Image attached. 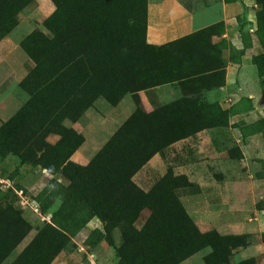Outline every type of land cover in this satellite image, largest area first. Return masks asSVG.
<instances>
[{"label":"crops","instance_id":"obj_1","mask_svg":"<svg viewBox=\"0 0 264 264\" xmlns=\"http://www.w3.org/2000/svg\"><path fill=\"white\" fill-rule=\"evenodd\" d=\"M11 1V13L8 17L0 16L1 120L12 117L25 103L26 95L21 102L11 89H19V83L34 66L58 47L69 46L71 51L81 47L80 43L69 42L63 37L84 36L89 42L83 48L91 50L102 41L106 49L113 37L136 35V30H141L143 43L149 46L184 42L193 34L204 33L211 44L222 45L221 54L210 72L212 84L207 89L184 94L173 87L169 89L170 97L165 99L162 88L168 86L166 84L137 91L135 96L124 95L114 106L99 99L87 104L76 96L68 98L59 108L62 125L82 137L81 144L68 160L79 166L87 165L116 131L114 123L118 124V121L113 117V109L132 113L138 107L148 114L179 100L213 106L226 115L232 113L233 123L203 128L192 136L176 140L153 154L141 168L161 166V157L167 148L171 149V157L177 158L178 165V150L191 148V144L194 146L191 140L196 138L204 145H211L213 154L206 155L210 161L225 158L227 150L224 146L229 142L232 146L235 144L234 158L240 162L257 163L258 159L264 158L261 129L264 124V72L259 70L256 60L262 65L264 61L259 59L263 49L255 17L259 6L254 0ZM241 24H245V28H241ZM99 102L101 110L96 107ZM204 113H211V109ZM243 129H247V133H243ZM230 131L234 132L232 141L226 142L223 133ZM57 139L58 136L49 135L46 142L53 144ZM172 176H183L188 180L187 175L172 173ZM259 180L252 182L254 187H258ZM186 187L177 188L175 194ZM17 217L26 224L25 232L26 227L16 221ZM42 222L50 224L48 216L39 215L22 202L0 201V264H79L75 260L79 249L75 247L87 237L90 220L46 263L43 254L30 245L38 232L35 227Z\"/></svg>","mask_w":264,"mask_h":264},{"label":"trees","instance_id":"obj_2","mask_svg":"<svg viewBox=\"0 0 264 264\" xmlns=\"http://www.w3.org/2000/svg\"><path fill=\"white\" fill-rule=\"evenodd\" d=\"M254 1L259 6L255 17L257 35L260 37L264 1ZM2 2L9 5L8 14L2 13L0 16L8 17L12 1ZM136 32V35L127 37H113L111 42L108 41L106 49L103 47L104 41L99 42L94 49L87 50L83 48L86 42H89L86 37H63L69 42L80 43L81 47L78 51H71L69 46H65L67 49L58 47L34 66L19 83L18 87L27 99L4 126L17 122L22 137L28 141L22 146L7 145L1 137L0 155H14L23 162L24 157L19 153L20 149L34 147L41 139V146L36 149L39 156L35 165L48 174H60L70 181L69 197L72 202L82 209H87L90 218L96 217L103 224L105 238L111 229L124 228L122 225L129 226L141 210L149 212L141 229L128 237L127 241L126 236L124 237L127 262L123 259L125 250L120 259L127 264H178L188 255L206 246L210 249L209 254L216 253L211 240L208 236L201 235L198 238L201 237L202 241L197 244L191 239L193 227L181 206L176 203V207H165L162 200L154 196L150 198V193L136 188L131 183V177L153 154L172 142L192 136L203 128L226 124V113L215 110L213 106L202 105L200 102L189 104L184 100L168 103L148 114L135 107L85 166L68 160L71 153L81 144L82 137L62 125L63 117L59 113V108L71 96H76L87 104L101 98L114 106L124 95H134L137 91L161 85L176 83L184 94L211 86L210 72L215 66L216 58L214 63L202 72H189L188 67L184 68L179 64L178 68L188 70L181 72L182 69H176L174 73L171 68L165 67L164 54L158 52L175 45L181 46L180 43L185 41L149 46L143 43L141 30ZM196 35L205 36L204 33L193 34L186 40L187 43ZM207 40L209 41L208 38ZM259 41L263 46V41ZM148 50L154 54L150 56ZM259 59L264 61V49ZM256 61L259 70L264 72V63L262 65L258 59ZM203 76L206 79L204 85L200 84L202 86L192 90L181 89L182 84L192 86L197 78ZM137 103L135 98V104ZM208 109H211V113H204ZM49 135H56L58 139L49 144L46 142ZM73 139L76 141L73 142ZM170 179L178 183L173 188L172 198L177 188L186 187L188 183L183 176L171 175ZM109 203L114 207L112 210L105 209ZM103 208L104 212H100ZM15 219L26 227L25 232L26 224L18 217ZM72 235L48 224L38 230L30 245L43 254L46 263L61 250ZM174 244L186 245L177 250ZM222 255L228 254L224 252Z\"/></svg>","mask_w":264,"mask_h":264},{"label":"rangeland","instance_id":"obj_3","mask_svg":"<svg viewBox=\"0 0 264 264\" xmlns=\"http://www.w3.org/2000/svg\"><path fill=\"white\" fill-rule=\"evenodd\" d=\"M5 4L6 2L3 3L1 0L0 10L5 11H1L0 14H8L9 5ZM261 22L258 38L263 41L264 49V17ZM244 26L245 24H241L240 27L245 28ZM187 42L158 52L164 54L165 67L171 68L174 73L176 69H182L181 72L188 69L189 72H202L221 54L222 45L211 44L203 35L193 36L192 40ZM148 54L152 56L154 53L148 50ZM179 64L188 69L178 68ZM204 77L197 78L192 86L182 84L181 89L192 90L204 85L206 82ZM173 87L179 89L177 84L172 83L162 88L165 99L170 97L169 89ZM11 91L24 102L26 97L23 92L16 87ZM100 103L96 104L97 110L102 108ZM112 114L118 121V124L114 123L116 130L131 113L117 108L113 109ZM227 115L226 123H233L232 113ZM11 118L0 119V138L2 137L3 143L7 145H25L27 137L25 141L17 122L4 126ZM247 129H243V133H247ZM261 129L264 135V124L261 125ZM233 133V131L223 133L226 142L232 141ZM75 141L76 139H73V142ZM191 141L194 146L191 144V148L183 147L178 150L180 151L178 165L177 158H172L171 149L167 148L161 157V166H146L131 177V183L136 188L144 193H150V198L154 196L162 200L165 207H176V203L181 206L193 227L191 239L197 244L202 241L201 237L198 238L201 235L208 236L211 240L216 253L209 254L210 249L206 246L188 255L178 264H264V158L258 159L257 163L240 162V159L234 158L237 150L235 144L232 146L229 142L224 146L228 157L223 156L225 158L210 161L206 155L213 154L211 145H204L197 138ZM50 142H53V139ZM41 143L40 139L34 147L20 149L19 153L24 157L23 162L14 155H0V201L5 199L10 202H22L24 206L36 210L39 215L48 216L49 225L61 228L68 235L75 234L90 220L87 237L78 245L80 248L75 247L79 249V256L75 255V260H78L79 264H127L125 243L128 237L141 229L149 212L141 210L129 226L113 228L105 238L103 224L96 217L90 218L87 209H82L72 202L69 197L70 181L60 174H48L35 165L39 156L36 149ZM215 150L219 151L218 147H215ZM172 173L187 175L188 184L171 198L173 188L178 184L170 179ZM255 179H260L258 187H254L252 183ZM78 182L80 183V180ZM111 208L114 207L110 203L106 204L105 209L112 210ZM105 209L100 212H104ZM45 225L48 224L42 222L35 228L38 231ZM125 236L126 241L123 243ZM182 245L174 244V247L178 250L182 249ZM124 250L125 262L120 259ZM224 252L228 255H222Z\"/></svg>","mask_w":264,"mask_h":264}]
</instances>
